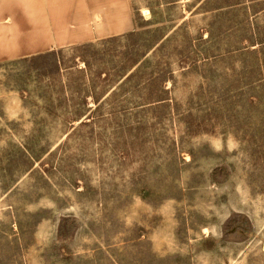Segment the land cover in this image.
Returning a JSON list of instances; mask_svg holds the SVG:
<instances>
[{
    "label": "rangeland",
    "instance_id": "1",
    "mask_svg": "<svg viewBox=\"0 0 264 264\" xmlns=\"http://www.w3.org/2000/svg\"><path fill=\"white\" fill-rule=\"evenodd\" d=\"M126 9L0 62V264H264V0Z\"/></svg>",
    "mask_w": 264,
    "mask_h": 264
},
{
    "label": "crops",
    "instance_id": "2",
    "mask_svg": "<svg viewBox=\"0 0 264 264\" xmlns=\"http://www.w3.org/2000/svg\"><path fill=\"white\" fill-rule=\"evenodd\" d=\"M126 10V0H0V62L121 33Z\"/></svg>",
    "mask_w": 264,
    "mask_h": 264
}]
</instances>
